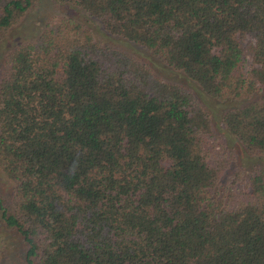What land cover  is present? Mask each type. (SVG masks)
<instances>
[{"label": "trees", "instance_id": "trees-1", "mask_svg": "<svg viewBox=\"0 0 264 264\" xmlns=\"http://www.w3.org/2000/svg\"><path fill=\"white\" fill-rule=\"evenodd\" d=\"M35 1L0 0V39ZM55 1L240 103L215 130L194 91L47 17L0 66V224L23 264H264V0ZM229 140L249 171L228 172Z\"/></svg>", "mask_w": 264, "mask_h": 264}, {"label": "rangeland", "instance_id": "rangeland-1", "mask_svg": "<svg viewBox=\"0 0 264 264\" xmlns=\"http://www.w3.org/2000/svg\"><path fill=\"white\" fill-rule=\"evenodd\" d=\"M51 15H66L75 18L90 29L95 39L102 43L115 45L135 55L146 62L158 76L169 81L177 82L194 91L210 112L215 130H218V117L221 111L226 106L240 103V100L237 99L216 100L205 96L198 90L197 85L193 81L185 78L179 71L164 66L156 56L151 55L138 45H130L122 39L104 33L99 23L94 18L85 14L77 7L60 4L55 0H36L35 3L25 11L21 20L6 31L5 35L0 39V66L5 53L17 42L34 38L46 18ZM248 40H250V38L245 36L242 39V43ZM249 63L250 59L247 57L244 67H248ZM228 145L236 153L232 165L228 168V172H232L235 169H242L244 173L249 171L253 163H256V160L246 156L245 151L239 148L232 140L228 141ZM10 189V181L0 171V197L4 203L8 200ZM23 246L22 241L16 233L5 229L0 224V264H23Z\"/></svg>", "mask_w": 264, "mask_h": 264}]
</instances>
